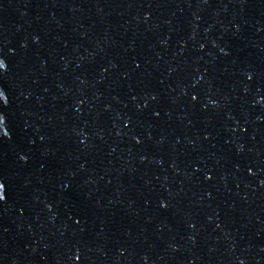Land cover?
Segmentation results:
<instances>
[{
	"label": "water",
	"instance_id": "water-1",
	"mask_svg": "<svg viewBox=\"0 0 264 264\" xmlns=\"http://www.w3.org/2000/svg\"><path fill=\"white\" fill-rule=\"evenodd\" d=\"M0 264H264V0H0Z\"/></svg>",
	"mask_w": 264,
	"mask_h": 264
}]
</instances>
